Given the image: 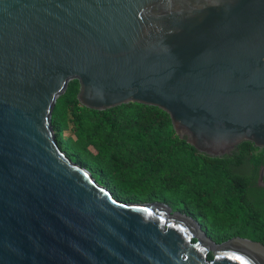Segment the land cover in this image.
<instances>
[{"label": "water", "instance_id": "obj_1", "mask_svg": "<svg viewBox=\"0 0 264 264\" xmlns=\"http://www.w3.org/2000/svg\"><path fill=\"white\" fill-rule=\"evenodd\" d=\"M73 80L89 110L161 109L199 154L264 150V0H0V264H264L67 158L51 116Z\"/></svg>", "mask_w": 264, "mask_h": 264}, {"label": "trees", "instance_id": "obj_2", "mask_svg": "<svg viewBox=\"0 0 264 264\" xmlns=\"http://www.w3.org/2000/svg\"><path fill=\"white\" fill-rule=\"evenodd\" d=\"M78 93L73 80L56 100V142L114 199L165 204L198 222L217 244L238 237L264 247V189L256 183L264 150L242 142L231 154L211 158L180 139L159 108L129 103L89 110Z\"/></svg>", "mask_w": 264, "mask_h": 264}, {"label": "bare ground", "instance_id": "obj_3", "mask_svg": "<svg viewBox=\"0 0 264 264\" xmlns=\"http://www.w3.org/2000/svg\"><path fill=\"white\" fill-rule=\"evenodd\" d=\"M254 245L258 246L259 248H261L264 251V248L261 245H259V244H254Z\"/></svg>", "mask_w": 264, "mask_h": 264}, {"label": "rangeland", "instance_id": "obj_4", "mask_svg": "<svg viewBox=\"0 0 264 264\" xmlns=\"http://www.w3.org/2000/svg\"><path fill=\"white\" fill-rule=\"evenodd\" d=\"M65 135H67V133L65 134ZM203 230V229H202ZM204 231V230H203ZM205 232V231H204ZM206 234V233H205Z\"/></svg>", "mask_w": 264, "mask_h": 264}]
</instances>
